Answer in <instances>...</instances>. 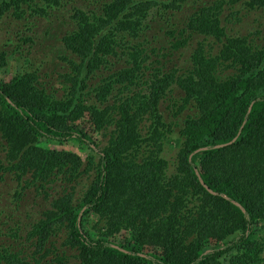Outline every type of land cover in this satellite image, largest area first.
I'll list each match as a JSON object with an SVG mask.
<instances>
[{"label":"trees","instance_id":"16d2710c","mask_svg":"<svg viewBox=\"0 0 264 264\" xmlns=\"http://www.w3.org/2000/svg\"><path fill=\"white\" fill-rule=\"evenodd\" d=\"M243 3L264 10V0H0V22L23 21L35 35L17 42L37 44L35 29H50L31 71L0 76V171L13 183L0 179L18 199L46 203L27 227L1 223L0 264H264V37L223 25L243 21ZM184 4L195 5L188 29L203 40L182 70L147 47L159 37L148 22ZM9 45L0 74L20 53ZM51 143L88 147V162ZM166 144L178 146L172 171ZM84 176L94 179L78 196ZM65 226L59 249L55 229Z\"/></svg>","mask_w":264,"mask_h":264},{"label":"rangeland","instance_id":"374dc122","mask_svg":"<svg viewBox=\"0 0 264 264\" xmlns=\"http://www.w3.org/2000/svg\"><path fill=\"white\" fill-rule=\"evenodd\" d=\"M175 0H166V3L169 5L173 3ZM85 3V0H78V3ZM199 4L198 2H196ZM75 3H70L68 5L69 8H71ZM196 4V6H197ZM195 5L191 4H184L182 9L175 10L174 6H169L167 9V16L165 20L158 22L155 18H152L153 20L148 22L149 27L151 28L150 34H158V39H155L154 37L149 38V45L147 49H149L151 52H153V55L155 58L160 60L161 62H165L167 60H170L168 63L169 65H175L178 66L183 70V68L188 64L190 65V58L191 54L194 50V48L197 46L198 42L200 41V37L196 36L194 34H189L187 31H185V25H188L187 18L193 13V7ZM243 10H240L243 15V21H241L240 24H237L236 26L232 28H228L224 23L226 30L230 33L237 35H248L251 38H258L255 33L257 31L260 32V36L264 37V10L262 11H256L253 9L247 8L244 3L241 5ZM238 10V9H236ZM234 11H230L231 13H234ZM228 12H225V15ZM70 11H63L60 15L61 19H67L69 20ZM50 29H47L42 25L41 28L35 29L36 34V42L37 44L28 42V43H21L17 42L19 40V36L21 39H24L26 37L34 39L35 35L31 30H28L27 23L23 21H12L11 18H5L4 21L0 22V47L2 45L10 44L9 47L7 46V49L9 52H12L15 50L17 45L20 47V53H16V55L13 56L14 61L11 63V67L13 69L12 73L4 74L1 73L0 76L4 78L5 80H9L12 78L15 73L21 69V67L24 66V69L27 71H31L32 68L29 66V59L35 60L37 62H40L41 57L43 54L38 53L40 39L46 38V32ZM189 38V39H187ZM56 43V42H48L47 45ZM183 43L184 45L177 50L176 47ZM32 44V45H31ZM217 50V48L215 49ZM27 60V61H26ZM41 66H44L43 63L41 65H37V69ZM44 72H47L49 74V78H52V68L50 64H46L44 67ZM234 70L231 68L227 72H233ZM62 95V92H59L57 94L58 97ZM184 95V93L180 92V90H176L174 93V99L178 102H180V98ZM171 98L169 97V100ZM167 101L165 105L162 107V112L166 115L167 111L170 106V101ZM87 118L88 115H85ZM184 116L180 117L178 122L179 125L182 126ZM86 132L91 134V138L94 144L98 145L99 148H103L107 144L106 137L102 136L101 134L97 133H90L86 130ZM178 136V133L176 134V137ZM174 144V143H172ZM165 151L164 156L165 158L170 162L172 171L174 169V163L176 161V156L178 152V146L175 145L173 147H170V145H165ZM78 148L84 149L82 155L83 158H86L88 147H83L77 144ZM61 147H55V149H59ZM64 149H68V147H64ZM86 151V152H85ZM0 159L5 162V159L3 155L0 153ZM88 162L86 159L83 164ZM171 171H169L171 173ZM4 175L5 182L9 181L11 174L9 173H2L0 171V175ZM94 177H82L81 180V186L79 193H77L78 196L83 194L84 190L90 185V183L93 181ZM59 184V183H58ZM3 182L0 179V225L2 222H8L10 225H15L16 223H19L21 226H29L35 221H37L40 217L39 214V208L40 206H45L46 204L41 203L42 201L39 200L37 202H31L28 199H18L14 196V194L6 192L9 186H11L10 182L7 183L8 187L4 186ZM11 228H7L4 230L3 233H8ZM6 240V238H4ZM24 242V241H22ZM8 243H13L12 241H9Z\"/></svg>","mask_w":264,"mask_h":264},{"label":"clouds","instance_id":"9594fccd","mask_svg":"<svg viewBox=\"0 0 264 264\" xmlns=\"http://www.w3.org/2000/svg\"><path fill=\"white\" fill-rule=\"evenodd\" d=\"M189 19H190V17H188L187 18V20L189 21ZM185 27V31H187L189 34H194V35H196V36H198L195 32H193V31H191V30H189L188 29V25H185L184 26ZM200 37V36H199ZM201 39H200V41L201 40H203V38L202 37H200ZM187 39H189V38H187ZM184 45V44H183ZM198 45V44H197ZM197 47V46H196ZM195 47V48H196ZM194 48V49H195ZM180 49V48H179ZM179 49H177V50H179ZM251 107H249V111L251 110L250 109ZM194 113L192 112V115H193ZM86 115H88V114H86ZM184 118H185V116H184ZM87 120H89V116L86 118L85 117V119L83 120V121H78L77 123L78 124H80V123H82V125H84V122L85 121H87ZM243 124H245V122L243 123ZM89 128H91L90 126H88L87 128H86V130L87 131H89L90 132V129ZM242 128V127H241ZM51 145L52 146H54V147H56L53 143H51ZM57 150H64V151H66V152H73V153H75L78 157H80L81 159H84L83 158V155H82V153H78V152H74V151H72V150H69V149H64V148H59V149H57ZM87 151V154L88 153H90V151L89 150H86ZM85 151V152H86ZM97 153H99V152H96V157H97ZM86 157H87V155H86ZM86 159V158H85ZM171 168V167H170ZM12 176V175H11ZM13 177V176H12ZM82 185V184H81ZM44 204H46V203H44ZM86 210V208H84L83 210H82V212L80 213L82 216H83V214H84V211ZM42 212H43V209L40 207L39 208V214H40V217H41V214H42ZM51 216H53V215H51L50 214V217ZM82 216H81V219H82ZM257 216H259V217H261V218H263L264 219V208H262V210L259 212V213H257ZM39 217V218H40ZM49 217V218H50ZM54 220H55V218H54ZM78 220H79V218H78ZM55 230H61L62 231V233L59 235V237H57V238H55L54 240H55V242H56V246L60 249L61 248V244H62V242H63V239L65 238V236H66V230H69V228L67 227V226H65V227H63V228H61V229H55ZM261 230H259V231H257V233L258 232H260ZM27 245V244H26ZM25 245V248H27V246ZM115 247H117V246H115ZM30 254H32V252H33V249L32 248H27L26 249ZM27 252V253H28ZM69 252V251H68ZM69 253H71V251L69 252ZM36 258H38V256H36ZM47 260H49V259H47ZM46 259H43V260H40V264H45L46 263V261H47Z\"/></svg>","mask_w":264,"mask_h":264},{"label":"water","instance_id":"95a60500","mask_svg":"<svg viewBox=\"0 0 264 264\" xmlns=\"http://www.w3.org/2000/svg\"><path fill=\"white\" fill-rule=\"evenodd\" d=\"M250 109H251V108H250ZM236 139H237V137L234 138L233 141L230 142V143L223 144V145H216V148H220V147H223V146H226V145H230V144H232L233 142H235ZM206 149H207V147H204V148H201V149L197 150L196 152L198 153V152H200V151H202V150H206ZM199 179H200V182H201V183H202L207 189H209V191H210L212 194H216L214 191H212L209 187H207V186L204 184V182H203V180L200 178V176H199ZM234 204H235L236 206H238V207L242 210V212H246L245 209L242 207V205H241L240 203H238V202H234ZM81 216H82V215L80 214V215H79V221H80V219H81Z\"/></svg>","mask_w":264,"mask_h":264},{"label":"flooded vegetation","instance_id":"af4514ba","mask_svg":"<svg viewBox=\"0 0 264 264\" xmlns=\"http://www.w3.org/2000/svg\"><path fill=\"white\" fill-rule=\"evenodd\" d=\"M43 74H44V70H43ZM46 74L49 75L47 72H46ZM48 78H49V77H48ZM48 78H46V79H48ZM2 173H3V172H2ZM9 182H10V184L12 185V183H13V182H12V177H10Z\"/></svg>","mask_w":264,"mask_h":264},{"label":"bare ground","instance_id":"6f19581e","mask_svg":"<svg viewBox=\"0 0 264 264\" xmlns=\"http://www.w3.org/2000/svg\"><path fill=\"white\" fill-rule=\"evenodd\" d=\"M123 251H125V250H123Z\"/></svg>","mask_w":264,"mask_h":264}]
</instances>
